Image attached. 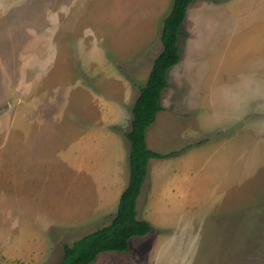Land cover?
<instances>
[{"label":"rangeland","instance_id":"rangeland-1","mask_svg":"<svg viewBox=\"0 0 264 264\" xmlns=\"http://www.w3.org/2000/svg\"><path fill=\"white\" fill-rule=\"evenodd\" d=\"M173 1L0 0V264H59L117 209L124 163L87 204L79 148L117 176ZM179 47L149 137L181 147L138 200L154 229L91 264H264V0H193Z\"/></svg>","mask_w":264,"mask_h":264},{"label":"trees","instance_id":"trees-1","mask_svg":"<svg viewBox=\"0 0 264 264\" xmlns=\"http://www.w3.org/2000/svg\"><path fill=\"white\" fill-rule=\"evenodd\" d=\"M193 0H174L163 21V48L154 59L148 79L140 86V94L132 106L131 130L125 132L129 140L130 178L120 196L116 213L101 227L83 235L73 243H65L59 264H91L105 251L130 250V240L153 231V226L138 216V200L148 175L150 159H163L175 152L163 154L147 145V130L163 109L161 97L168 86V72L181 60L179 40L187 11Z\"/></svg>","mask_w":264,"mask_h":264},{"label":"crops","instance_id":"crops-1","mask_svg":"<svg viewBox=\"0 0 264 264\" xmlns=\"http://www.w3.org/2000/svg\"><path fill=\"white\" fill-rule=\"evenodd\" d=\"M187 13H188V11H187ZM17 55H18V53H17ZM17 58H21V57L17 56ZM15 59H12V60H15ZM10 70L13 71L14 74L19 72L17 74V77L20 80L24 79V76L21 77V75H20L24 71H18V70H15L13 68H11ZM24 81H25V83H23V89L25 87H27V83H28V87L26 88L28 90L29 89V79L28 80H24ZM26 81H27V83H26ZM19 83H20V81H19ZM21 96L27 97L29 99V92L27 91V96H26V94L23 91H19L18 92V99H20ZM23 102H25V101H23ZM20 105H22V102H20ZM163 110L164 109H162L158 113L155 123H157L160 120L165 119V117H167V116H164V111ZM167 118H169V117H167ZM151 128H152V125L147 130V138H146V140H147L148 147H150L152 149H156V150H158L159 152H161L163 154H169L171 152L177 153V151H179V149L181 147L179 145L177 147H175V146L167 147L165 150H160V149L156 148L154 145H151L150 137H149L150 136V132H151ZM83 140H84V142L80 146L79 152H78L77 167L79 169L81 177L83 179L87 178L90 181V185L88 186L89 189L85 190V192H87V197H85L86 193H84V198L86 200L85 202L87 204H89L88 200L90 198H92V195L96 196L97 198L100 196L99 199L102 200V201H105L104 205L106 206L107 203L110 202V195L113 192V187H115L118 190V186L120 185V182L117 179V177H118V174L121 171V164L123 166V163H124V171H125L124 172V181H125V185L121 189L118 190V196H119V201H120V196H121L122 192L128 186L129 178H130V172H127V170H126V168L128 166L127 163L129 164V152H130V147H131L130 142H129L128 145H126L123 148V150L120 149L119 154L117 153L115 155V159L118 161L119 167H118V172L115 173V174H117V176L116 177H112L111 174L108 172V170H109L108 167H106V165H105V163L103 161L104 160L103 157H104L105 153L101 151L100 147L91 148L88 145V140H86L85 138ZM175 153H173L172 155H169V156H167V157H165L163 159H155V158L150 159L148 175H147V178H146V180L144 182L141 194H143V192L145 191V188H146V186L148 184V181L150 180V177H151L150 176V169H151L152 165H154L156 163H159L160 161L163 162L164 160L168 159L169 157H173ZM128 167H129V171H130V164H129ZM178 174H179V172H178ZM174 188H175V185L173 183V184H170L167 187V190L169 192H172V194H174L175 193V191L173 190ZM99 191L101 192L100 195H99ZM148 194H149V196L151 195V190H150V192ZM118 205H119V202H118ZM117 209H118V206H117ZM117 209H115V211H109V210L106 209L105 211L100 213L94 219L109 218V220L106 222V223H108L111 220V218L113 217V215L116 213ZM146 211H147V209H145L143 213L145 214ZM91 220H93V219H91ZM106 223H104V224H106Z\"/></svg>","mask_w":264,"mask_h":264}]
</instances>
